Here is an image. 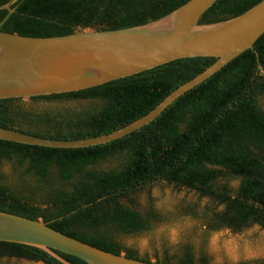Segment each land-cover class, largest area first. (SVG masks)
<instances>
[{"label": "trees", "instance_id": "trees-1", "mask_svg": "<svg viewBox=\"0 0 264 264\" xmlns=\"http://www.w3.org/2000/svg\"><path fill=\"white\" fill-rule=\"evenodd\" d=\"M186 1L22 0L0 29L55 36L124 28L155 20ZM259 1L215 0L199 23L232 18ZM5 14L0 10V20ZM215 60L181 58L78 91L0 99V127L60 140L107 134L151 111ZM159 183L192 191L199 200L180 202L170 211L141 204L139 194ZM0 210L40 219L99 249L156 264H208L204 245L211 233H238L253 225L264 229V32L252 48L151 122L116 140L80 148L0 140ZM182 218L194 221L192 231L172 248L162 241L154 260L118 240L119 234H149ZM54 253L71 264H87ZM12 258L64 264L42 249L0 241V264ZM237 264H264V259Z\"/></svg>", "mask_w": 264, "mask_h": 264}, {"label": "water", "instance_id": "water-1", "mask_svg": "<svg viewBox=\"0 0 264 264\" xmlns=\"http://www.w3.org/2000/svg\"><path fill=\"white\" fill-rule=\"evenodd\" d=\"M21 1L8 0L0 5V10H6L0 28ZM214 2L187 0L155 20L124 28H85L55 36H23L0 29V99L26 100L78 91L181 58H216L210 66L171 91L151 111L107 134L60 140L0 127V140L80 148L108 143L148 124L183 93L252 48L264 32V0L232 18L200 24L201 15ZM0 241L42 249L64 264L71 263L54 251L77 257L87 264H156L99 249L57 231L48 222L1 210Z\"/></svg>", "mask_w": 264, "mask_h": 264}, {"label": "rangeland", "instance_id": "rangeland-1", "mask_svg": "<svg viewBox=\"0 0 264 264\" xmlns=\"http://www.w3.org/2000/svg\"><path fill=\"white\" fill-rule=\"evenodd\" d=\"M141 204L153 203L163 210H173L180 202L198 201L197 195L186 189H178L163 183L156 184L139 194ZM205 203V199H200ZM194 221L188 218L174 219L164 223L149 234L118 235V240L126 247L133 248L139 254H147L154 260V254L161 252L162 241L172 248L179 243L184 235L192 231ZM198 241H195V261L200 257ZM204 252L208 264H237L239 262L264 259V229L253 225L241 232L234 233L227 229L211 233L205 242ZM8 264H44L25 259H3Z\"/></svg>", "mask_w": 264, "mask_h": 264}]
</instances>
